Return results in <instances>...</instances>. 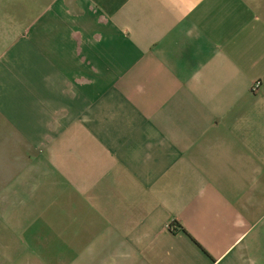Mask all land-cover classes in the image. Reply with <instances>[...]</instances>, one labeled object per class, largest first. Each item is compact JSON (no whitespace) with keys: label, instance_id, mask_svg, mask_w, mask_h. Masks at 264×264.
<instances>
[{"label":"crops","instance_id":"1","mask_svg":"<svg viewBox=\"0 0 264 264\" xmlns=\"http://www.w3.org/2000/svg\"><path fill=\"white\" fill-rule=\"evenodd\" d=\"M32 260L264 264V0H0V264Z\"/></svg>","mask_w":264,"mask_h":264},{"label":"rangeland","instance_id":"2","mask_svg":"<svg viewBox=\"0 0 264 264\" xmlns=\"http://www.w3.org/2000/svg\"><path fill=\"white\" fill-rule=\"evenodd\" d=\"M26 249L28 250L27 253H32V250H33L32 247H26ZM29 250H31V251H29ZM30 263H33V260H32ZM33 264H34V263H33Z\"/></svg>","mask_w":264,"mask_h":264},{"label":"built area","instance_id":"3","mask_svg":"<svg viewBox=\"0 0 264 264\" xmlns=\"http://www.w3.org/2000/svg\"><path fill=\"white\" fill-rule=\"evenodd\" d=\"M173 227H175V226H173ZM174 229H178L177 227H175Z\"/></svg>","mask_w":264,"mask_h":264}]
</instances>
